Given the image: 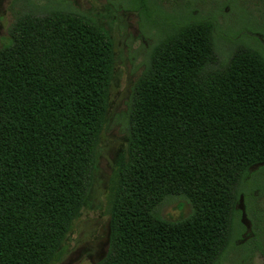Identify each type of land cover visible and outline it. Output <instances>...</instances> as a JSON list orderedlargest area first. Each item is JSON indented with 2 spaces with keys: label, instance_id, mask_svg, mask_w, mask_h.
<instances>
[{
  "label": "trees",
  "instance_id": "obj_1",
  "mask_svg": "<svg viewBox=\"0 0 264 264\" xmlns=\"http://www.w3.org/2000/svg\"><path fill=\"white\" fill-rule=\"evenodd\" d=\"M197 1L206 0L183 1L179 10H167L161 0L121 5L139 16L146 59L125 114L128 146L118 154L109 180L108 251L97 264H143L135 248L141 240H129L125 258L118 248L117 216L126 199L135 209L136 203L169 192L199 200L201 207L188 222L149 238L152 251L163 252L164 240L170 241L176 229L189 264L203 250L202 264H252L258 253L264 255V0H249V8L241 7V0H215L221 4L214 12L196 7ZM226 10L240 15L229 31L219 20L229 15ZM56 18L85 24L95 33L49 31L47 24ZM196 27H207L210 58L190 65L173 52L159 71V54ZM244 56L253 59V67L244 68L240 78L232 76ZM114 63L110 36L78 10L26 13L13 24L10 42L0 49V264H57L63 258L64 243L94 184ZM79 155H86L87 181L43 257L47 216L39 211L41 197L34 195L40 200L35 204L29 193L37 189L39 168L57 158L63 174L59 196L65 197L68 163ZM144 156L146 164L140 160ZM221 210L227 213L225 234Z\"/></svg>",
  "mask_w": 264,
  "mask_h": 264
},
{
  "label": "rangeland",
  "instance_id": "obj_2",
  "mask_svg": "<svg viewBox=\"0 0 264 264\" xmlns=\"http://www.w3.org/2000/svg\"><path fill=\"white\" fill-rule=\"evenodd\" d=\"M183 1L187 0H161V3L167 10H179ZM125 2L126 0H0V49L10 42L11 29L19 15L34 13L38 16H44L53 9H73L89 15L110 36L114 45L115 63L110 88L109 110L98 145L94 184L90 190L86 206L81 210L64 243L65 254L57 264H97L104 259L108 251L110 217L107 214L106 195L115 160L118 154L126 150L128 146L125 114L132 90L144 70L146 59L139 16L136 12L121 8ZM220 4L215 0H206L197 1L195 6L214 12ZM239 5L249 8V0H241ZM227 13L228 16L220 15L219 20L222 28L229 31L238 22L240 15L237 12L228 11ZM53 27L68 33L73 31L86 35L95 33V30L90 26L62 18H56L47 24L49 31ZM206 33L207 27H196L186 32L177 42L159 54L158 70H165V65L169 61V54L173 52H178L184 56L178 57L179 60L177 61L182 59L190 65H196L209 59ZM253 64V59L244 56L235 62L231 75L240 78L243 69L249 66L253 67ZM108 68L109 63L106 72ZM95 79L96 77L93 76L92 80L99 84L100 82ZM154 81L158 82V80ZM101 85L103 84L101 83ZM140 160L143 164L148 162V158L145 156L140 157ZM68 167L69 178L66 182L69 192L65 197H62V194L59 196L63 174L57 158L43 163L38 170L40 181L35 186L37 188L36 193H29L35 204H38L40 200L34 195L41 197L42 206L39 211L47 216L45 224L42 226L49 238L43 241L41 245L43 257H46L54 246L65 226L69 213L78 203L84 183L87 181L86 155H79L73 162L69 161ZM142 182L139 184L140 187L143 185ZM171 193L169 192L163 197L153 195L154 199L149 198L146 202L136 203L135 209L129 204V199L124 201L116 219V244L122 251L124 258L131 250L128 245L129 240H141L135 248L138 250L143 264H189L185 261L186 256L183 254L187 245L186 243L183 244V241H181L182 244H179V240L175 238L174 234L176 229L173 230V233L171 232L170 241L164 240L166 245L163 252L157 248L152 251V243L149 240V238L154 239L156 237L159 239L157 236L159 232L171 228L172 224L188 222L195 216L197 208L201 207L199 200L195 203L183 195ZM226 220V210H221L219 227H221L222 234H225ZM245 222L249 225L247 221ZM31 224L32 221H29L26 225L30 226ZM183 226L184 224L181 233H185ZM223 240L224 236L218 248L222 245ZM172 248L177 250V254L173 252ZM206 251L209 252L208 254L212 253ZM233 257L236 258L235 255ZM237 257L239 258L238 254ZM189 261L192 264H202L204 250L199 253L196 260ZM113 264H122V262L119 263L118 260ZM125 264L131 263L125 262ZM252 264H264V255L258 253Z\"/></svg>",
  "mask_w": 264,
  "mask_h": 264
}]
</instances>
